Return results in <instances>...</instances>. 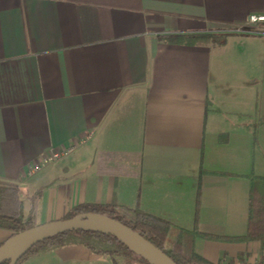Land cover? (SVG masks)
<instances>
[{
    "label": "crops",
    "instance_id": "obj_1",
    "mask_svg": "<svg viewBox=\"0 0 264 264\" xmlns=\"http://www.w3.org/2000/svg\"><path fill=\"white\" fill-rule=\"evenodd\" d=\"M252 13L264 0H0V180L41 187L36 224L81 203L139 207L219 236L195 238L212 262L255 264L258 242L227 239L245 233L250 176L264 175ZM20 264L112 263L71 244Z\"/></svg>",
    "mask_w": 264,
    "mask_h": 264
},
{
    "label": "trees",
    "instance_id": "obj_2",
    "mask_svg": "<svg viewBox=\"0 0 264 264\" xmlns=\"http://www.w3.org/2000/svg\"><path fill=\"white\" fill-rule=\"evenodd\" d=\"M262 121L264 122V117ZM41 190L40 187L30 193L17 183L0 180V228L8 230L11 235L36 225V202L40 197ZM87 212L104 214L132 228L166 253L176 264H240L235 259H229L225 263L212 262L195 251L194 242L197 236L208 238L219 236L203 233L196 226L190 230L177 227L139 207L81 203L69 209L61 219ZM227 239L258 242L260 255L255 264H263L264 175L250 176L245 233ZM71 244H81L94 253L108 257L112 264H149L116 237L95 231H71L51 236L29 248L14 264H20L29 256L39 252ZM8 262V259H4L0 264H8Z\"/></svg>",
    "mask_w": 264,
    "mask_h": 264
},
{
    "label": "water",
    "instance_id": "obj_3",
    "mask_svg": "<svg viewBox=\"0 0 264 264\" xmlns=\"http://www.w3.org/2000/svg\"><path fill=\"white\" fill-rule=\"evenodd\" d=\"M71 231H95L110 234L149 264H176L166 253L132 228L104 214L92 212L36 224L9 235L0 243V263L8 259V264H14L33 245L51 236Z\"/></svg>",
    "mask_w": 264,
    "mask_h": 264
},
{
    "label": "built area",
    "instance_id": "obj_4",
    "mask_svg": "<svg viewBox=\"0 0 264 264\" xmlns=\"http://www.w3.org/2000/svg\"><path fill=\"white\" fill-rule=\"evenodd\" d=\"M264 21V15L262 14H249L246 19V24L252 26L258 22ZM71 146L59 147V148H48L45 150L40 157L27 163L24 170V175L26 177H31L35 173L41 171L45 167L54 165L64 158H66L71 152Z\"/></svg>",
    "mask_w": 264,
    "mask_h": 264
}]
</instances>
